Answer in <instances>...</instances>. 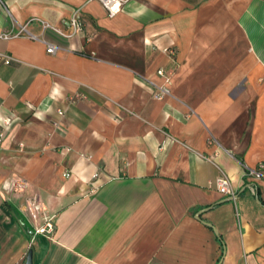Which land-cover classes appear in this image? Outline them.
Instances as JSON below:
<instances>
[{"label":"crops","instance_id":"1","mask_svg":"<svg viewBox=\"0 0 264 264\" xmlns=\"http://www.w3.org/2000/svg\"><path fill=\"white\" fill-rule=\"evenodd\" d=\"M123 7L0 0V264H264V0Z\"/></svg>","mask_w":264,"mask_h":264},{"label":"built area","instance_id":"2","mask_svg":"<svg viewBox=\"0 0 264 264\" xmlns=\"http://www.w3.org/2000/svg\"><path fill=\"white\" fill-rule=\"evenodd\" d=\"M93 1H97L101 5V7H103V9L105 10L106 15L109 18H112L116 16L124 8L123 6L125 4H127L132 0H93ZM79 11H80L79 9L75 10L68 20L63 21L65 26L70 30L69 34L67 35L62 34L63 36L70 37L76 35L77 33H80L83 30L84 22L80 18ZM41 23L43 30H47L49 28L61 35V33H59V31H57L56 28L52 26V24L45 23L43 21ZM19 36H25L33 40L36 39L34 35L32 36L27 31L26 23L19 24V27L16 31L6 32L5 34L0 35V38L5 40V39L16 38ZM55 49L56 47L53 44L51 43L45 44V52L49 54H54L56 52ZM9 61H10V57H6L4 63L5 64L9 63ZM158 74L161 75V72H158ZM166 83H169L168 79H166ZM157 89H158V93L155 95L157 99H162L163 96L169 95L170 93V90H168V87L166 85H162V87H157ZM245 173H246V180L249 184L250 189L252 190V192H255V187H253L254 183L260 180H264V162L258 163L255 167L246 168ZM65 176H67V174ZM213 185L221 196H224L226 198L235 197V192L233 188H231V182L227 176L223 175L222 177L217 179ZM24 188H26L25 181L17 178H11L8 181L4 182V184L2 185V189L5 192L23 191ZM29 211L33 219H35L36 213H41V214L43 213V210L39 207V203L35 201L31 205H29ZM42 221L44 222L43 225L35 229V234L50 236L53 233V229H54L52 222L46 215L43 214H42Z\"/></svg>","mask_w":264,"mask_h":264},{"label":"water","instance_id":"3","mask_svg":"<svg viewBox=\"0 0 264 264\" xmlns=\"http://www.w3.org/2000/svg\"><path fill=\"white\" fill-rule=\"evenodd\" d=\"M236 197V196H235ZM234 197V198H235ZM234 198H227L228 200H232V199H234ZM202 211H206V210H202ZM202 211H200V212H198L196 215H195V217H196V219H198V220H201V218L199 217V215L202 213ZM202 221V220H201ZM203 222V221H202ZM206 226H210L211 228H212V230L215 232V234L218 236V231H216V229L209 223H206V222H203ZM218 238H219V236H218ZM220 239V238H219ZM221 260L218 262V264H221V262H222V257L220 258ZM23 264H34L33 263V250H31V249H29L28 250V252H27V254H26V257H25V259H24V262H23Z\"/></svg>","mask_w":264,"mask_h":264},{"label":"rangeland","instance_id":"4","mask_svg":"<svg viewBox=\"0 0 264 264\" xmlns=\"http://www.w3.org/2000/svg\"><path fill=\"white\" fill-rule=\"evenodd\" d=\"M11 192H13V191H11Z\"/></svg>","mask_w":264,"mask_h":264}]
</instances>
